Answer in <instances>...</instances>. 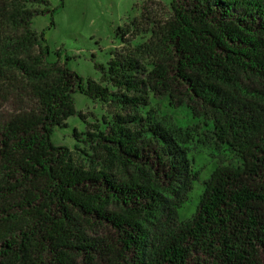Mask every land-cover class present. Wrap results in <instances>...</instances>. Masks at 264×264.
<instances>
[{
    "label": "trees",
    "instance_id": "obj_1",
    "mask_svg": "<svg viewBox=\"0 0 264 264\" xmlns=\"http://www.w3.org/2000/svg\"><path fill=\"white\" fill-rule=\"evenodd\" d=\"M170 5L147 41L94 64L98 81L51 60L34 29L49 0H0V264H264V0ZM76 92L110 115L88 122ZM153 98L183 117L154 116ZM76 114L77 156L52 140ZM201 135L234 160L182 221Z\"/></svg>",
    "mask_w": 264,
    "mask_h": 264
},
{
    "label": "rangeland",
    "instance_id": "obj_2",
    "mask_svg": "<svg viewBox=\"0 0 264 264\" xmlns=\"http://www.w3.org/2000/svg\"><path fill=\"white\" fill-rule=\"evenodd\" d=\"M53 14L39 15L34 19V29L38 33L45 30V38L51 48L50 58L56 59L55 52L60 50V61L70 59L67 65L85 78L100 81V71L95 63L107 66L114 52H121L143 43L151 37L149 28L155 21L167 19L171 14V0H49ZM39 8L44 4H35ZM54 25L51 26V20ZM134 22V25L132 24ZM128 30L126 31V28ZM119 28H122L120 30ZM147 63L151 58L146 57ZM77 110L85 119L94 123L103 116H109L111 107L94 101L80 92L74 94ZM165 121L183 117V114L168 106L167 102L152 99L147 110ZM86 123L79 114L67 120V126H56L52 140L59 145L68 146L77 156L82 143L74 138V131L86 130ZM191 144L190 156L194 159L199 180L194 182L189 200L179 210L180 220L191 218L196 211L204 181L220 164H229L234 159L227 149L215 144L212 139L196 136Z\"/></svg>",
    "mask_w": 264,
    "mask_h": 264
}]
</instances>
